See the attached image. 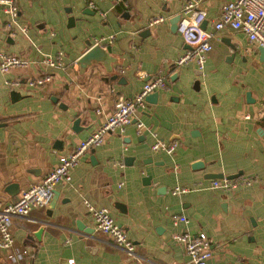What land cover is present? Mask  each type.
<instances>
[{
	"label": "crops",
	"instance_id": "obj_1",
	"mask_svg": "<svg viewBox=\"0 0 264 264\" xmlns=\"http://www.w3.org/2000/svg\"><path fill=\"white\" fill-rule=\"evenodd\" d=\"M196 1L206 11L202 27L211 29L229 0ZM16 3L13 35L6 26L10 16L0 5V51L22 55L28 63L0 71V204L16 200L22 189L50 171L59 155L106 118L118 96L135 95L152 75L166 77V86L146 99L141 110L144 129L139 132L132 119L122 133H108L71 168L70 179L56 185L53 206L49 202L12 217L15 246L26 247L31 255L24 260L191 264L184 245L173 238L186 229L207 234L211 254L206 264H264V61L245 34L230 27L218 30L201 73L194 60L171 73L170 65L187 43L171 29L169 18L183 13L185 0ZM157 15L165 20L149 25ZM235 37L245 45L240 47ZM96 39L110 45L117 57L111 73L97 63L78 69V57ZM231 45L237 49L233 59L228 58ZM58 53L63 67L40 64L43 54ZM44 70L51 74L46 83L24 82ZM113 74L117 76L111 78ZM18 78L23 81L19 86L6 83ZM248 90L253 101L247 100ZM76 118L80 121L73 129ZM156 137L178 144L171 153L153 150ZM195 161L203 166L192 167ZM238 171L242 173L232 179L241 181L232 189L211 186L213 178L207 176ZM176 185L186 191L172 193ZM13 189L16 193L10 194ZM86 203L108 208L134 242L133 253L94 228ZM174 213H184L188 221L173 224ZM40 226L37 239L33 231ZM8 252L0 249V264H24L10 261Z\"/></svg>",
	"mask_w": 264,
	"mask_h": 264
},
{
	"label": "built area",
	"instance_id": "obj_2",
	"mask_svg": "<svg viewBox=\"0 0 264 264\" xmlns=\"http://www.w3.org/2000/svg\"><path fill=\"white\" fill-rule=\"evenodd\" d=\"M0 5L9 14L10 19L6 26L10 35L15 33L12 24L17 23L18 5L16 0H0ZM88 5L95 8L93 1H89ZM196 0H185L183 15L184 18L178 26V31L183 36L187 47L181 55L175 60L176 66L187 61L194 60L198 69L203 70L207 53L211 50V38L215 33L225 27L242 31L247 40L254 46L264 47V0H229L224 2L220 8L219 17L212 22L211 29L202 27L205 19L206 11L198 8ZM190 15V19H186V15ZM165 20L162 15L151 17L148 21L149 25ZM26 30L25 27H21ZM112 39V35L108 40ZM101 42V39L95 41ZM40 64L47 68L63 67L61 53L56 56L43 54L39 60ZM28 60L15 53H7L0 51V71L6 72L15 66L27 65ZM163 74H155L145 80L141 89L131 97L118 96L113 110L106 118L90 132L88 136L79 140L70 151L59 155L58 163L48 171L39 181L30 184L28 187L19 192L18 198L14 201L0 204V249H9L7 258L13 262L23 261L26 257H30L26 247L15 246V240L10 230L11 219L15 215L24 216L29 213L32 208L47 206L50 202L53 190L56 185L63 180L70 179V170L78 164L82 155L87 150L101 144L106 135L110 132L122 133L125 126L134 119L138 131L145 128L144 123L140 119L141 110L146 105V97L149 93L166 86V79ZM51 79V74L44 70L38 76L27 78L24 82L30 86L42 85ZM21 79H6V83L11 87L22 84ZM264 113V110H262ZM153 136H157L153 132ZM177 141L166 142L158 137L151 145L153 150H165L171 153L177 146ZM123 165V163H121ZM230 178H213L211 186L222 187L224 189H232L237 182ZM122 182L119 183V185ZM186 191V188L176 185L172 189V193ZM95 229L102 231L110 236L111 241L125 249L129 254L134 252V242L130 239L123 227L115 221L110 211L106 207H94L90 203H86ZM173 224L187 222L188 218L184 213H174L172 216ZM173 238L181 242L190 258L191 264H206V259L211 254L210 240L205 232L193 234L184 229L175 232ZM28 257V259H29ZM69 264H73L72 258L68 259ZM24 264H30L29 260H24Z\"/></svg>",
	"mask_w": 264,
	"mask_h": 264
},
{
	"label": "water",
	"instance_id": "obj_3",
	"mask_svg": "<svg viewBox=\"0 0 264 264\" xmlns=\"http://www.w3.org/2000/svg\"><path fill=\"white\" fill-rule=\"evenodd\" d=\"M183 18H184V15L182 13H176L169 18V22L171 24V29L173 31H177L178 26H179L180 22L183 20ZM88 45H89L88 49L84 53H82L77 59V66H78V69L80 70V72L85 71L87 69V67H89L91 64L97 63V64H100L107 73H111L113 71L112 63L114 61H117V57L112 54L110 45H105L102 42H97L94 44H91V42H88ZM231 46L233 48H235V45H231ZM257 50L259 52V59L261 61H264V47L258 46ZM175 68H176V64L175 63L171 64L169 67V72L173 73ZM198 73H201V70H199ZM116 76H117L116 74H113L111 76V78H115ZM195 82L198 83L199 80L196 79ZM156 94H157V90L149 93L147 95L146 99L153 98V97H155ZM246 96H247L248 101L254 100L253 98H251V92L249 90L246 92ZM79 121H80L79 118L75 119L73 129H75V126H77L79 124ZM129 158L130 157H126L125 161H128ZM191 166L192 167H201V166H203V162L202 161H195L194 163H192ZM241 173H242V171H238L235 173L225 175L221 172H217V173L210 172V173H208L207 176L211 177V178L226 177V178L231 179V178H235V177L239 176ZM9 186L14 187V185H12V184ZM8 191L10 194H15L17 190L13 189V190H8ZM56 194H57V191L54 188L53 195H52V198L50 201V206H53V203H54L53 200H54ZM78 227L81 228L82 226L78 224ZM42 230H43V226L38 227V229L33 231V235L37 239H40Z\"/></svg>",
	"mask_w": 264,
	"mask_h": 264
},
{
	"label": "flooded vegetation",
	"instance_id": "obj_4",
	"mask_svg": "<svg viewBox=\"0 0 264 264\" xmlns=\"http://www.w3.org/2000/svg\"><path fill=\"white\" fill-rule=\"evenodd\" d=\"M237 55V49L233 48L231 49V52L228 54V58H235V56ZM242 59H245V56H241Z\"/></svg>",
	"mask_w": 264,
	"mask_h": 264
},
{
	"label": "rangeland",
	"instance_id": "obj_5",
	"mask_svg": "<svg viewBox=\"0 0 264 264\" xmlns=\"http://www.w3.org/2000/svg\"><path fill=\"white\" fill-rule=\"evenodd\" d=\"M239 37H235V39L234 40H236V39H238ZM241 40H242V37H241V39H239V40H236V43L240 46V47H242V46H244L245 45V42H241Z\"/></svg>",
	"mask_w": 264,
	"mask_h": 264
}]
</instances>
